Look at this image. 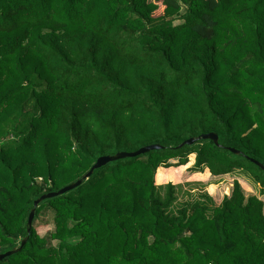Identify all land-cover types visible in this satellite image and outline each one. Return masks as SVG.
<instances>
[{
  "label": "trees",
  "instance_id": "trees-1",
  "mask_svg": "<svg viewBox=\"0 0 264 264\" xmlns=\"http://www.w3.org/2000/svg\"><path fill=\"white\" fill-rule=\"evenodd\" d=\"M155 144L42 202L0 264H264V203L238 181L219 206L155 182L194 161L264 196V0H0V254L42 195Z\"/></svg>",
  "mask_w": 264,
  "mask_h": 264
},
{
  "label": "rangeland",
  "instance_id": "rangeland-1",
  "mask_svg": "<svg viewBox=\"0 0 264 264\" xmlns=\"http://www.w3.org/2000/svg\"><path fill=\"white\" fill-rule=\"evenodd\" d=\"M162 12H163V6L159 5V9L157 10V12H155L154 15L159 16L160 14H162ZM180 23L182 22H177L176 24H180ZM192 159L193 157L191 158V160ZM175 162L176 161H173L172 163ZM192 164L193 162H190L188 165H186L184 169H181V171L164 172V170H162L161 168L158 172V175L156 173L157 175V177H155L156 184L158 186H161L160 185L161 183H165V185L168 183H172L175 185L183 186L182 191H180L179 193V203H182L191 198L190 195L187 194L189 190H191V194H195V192L199 193L206 191L213 198L214 204L216 206H219L223 202L225 196H231L234 188V183L235 181H238L240 184L241 192L244 194L246 200L252 196H256L264 203V196L261 195L260 187L256 185L253 181L248 179L247 177L240 175L238 173L232 175L220 176L217 180L213 179L211 181L213 183V187L211 188L210 191L206 190L205 182L193 181L191 183H188V181H186V175H185L186 173L188 175H191V173L198 174L199 176H201V174L203 175V173L192 172L191 171ZM199 176L196 177V179H200ZM190 185L193 186L190 187ZM192 189H194V191H192ZM263 212H264V208H263ZM34 229L38 237L45 239L47 241L48 247L58 246V242L53 241L51 239V235L55 231V225H54V214L53 211L50 209V207H46L44 210L41 211V213L39 214L38 218L34 223Z\"/></svg>",
  "mask_w": 264,
  "mask_h": 264
},
{
  "label": "water",
  "instance_id": "water-1",
  "mask_svg": "<svg viewBox=\"0 0 264 264\" xmlns=\"http://www.w3.org/2000/svg\"><path fill=\"white\" fill-rule=\"evenodd\" d=\"M200 140H210V141H213L216 145H219L218 135L215 134V133H209V134L201 135L200 137H197V138H191L189 140H186L178 148L181 149V148H183L185 146H192V145H194L195 143H197ZM160 149H162V146H160L158 144H155V145H150V146L143 147L140 150H138L136 152H133V153L119 152V153H117L114 156L101 157V158H99L97 160L96 164L92 167V169L81 180H78L77 182H74V183L62 188L61 190H59L57 192H51V193H47V194L42 195L40 198H38L37 200L34 201L33 209L31 210V212L29 214L28 221H27V234H28V236L21 240V243H20L19 247L15 248L13 250H10V251H8V252H6L4 254H0V261H2L5 258H8V257L18 253L25 246V244L29 240V236L31 234L33 221H34L35 215H36V209L38 208V206L42 202H44L46 200H50V199L56 198V197H59V196H63L66 193L78 188L80 185H82V183L84 181L88 180L94 174L95 170L100 169L103 166H105V165H107V164H109L111 162H115V161H118V160H121V159H125V158L137 157V156H140V155L147 154L150 151L160 150ZM228 150L231 153L235 154V155H239L240 154L239 151H237V150H235L233 148H228ZM252 162L264 170V166L261 163H259L256 160H253V159H252Z\"/></svg>",
  "mask_w": 264,
  "mask_h": 264
},
{
  "label": "crops",
  "instance_id": "crops-1",
  "mask_svg": "<svg viewBox=\"0 0 264 264\" xmlns=\"http://www.w3.org/2000/svg\"><path fill=\"white\" fill-rule=\"evenodd\" d=\"M194 163V161H193ZM193 165V164H192ZM186 167L185 166H180V167H171V168H168V169H164L162 168V170H164V172H173V171H181V169H184ZM186 175V181H188V183H191L193 181H202V182H205L206 184V190L207 191H210L211 188L213 187V183L211 182L213 179L217 180L220 176H212L209 172L208 169H206L204 172H203V175L201 174V176H199L198 174H195V173H191V175H188L187 173L185 174ZM200 177V179H196V177ZM203 177V178H202ZM206 178V179H205ZM203 179V180H202ZM160 185H165V183H161ZM211 193V192H210ZM212 195V194H211Z\"/></svg>",
  "mask_w": 264,
  "mask_h": 264
}]
</instances>
